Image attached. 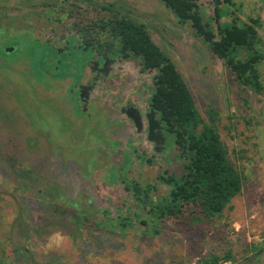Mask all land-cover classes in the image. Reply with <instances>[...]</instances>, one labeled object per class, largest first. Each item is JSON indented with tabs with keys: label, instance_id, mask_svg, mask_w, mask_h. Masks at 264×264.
Instances as JSON below:
<instances>
[{
	"label": "rangeland",
	"instance_id": "1",
	"mask_svg": "<svg viewBox=\"0 0 264 264\" xmlns=\"http://www.w3.org/2000/svg\"><path fill=\"white\" fill-rule=\"evenodd\" d=\"M34 1L0 0V264H197L228 251L231 261L221 264H264V94L244 88L190 23L181 24L158 0H96L116 3L147 25L185 79L200 114L208 122L209 107L218 110L221 138L246 177L222 216L200 224L164 222L155 234L151 225L136 220V210L141 219L150 214L127 186L131 181L155 185L151 200H160L171 186L158 176L181 175L185 159L178 157L175 146L157 153L144 136L125 137L116 111L108 106L113 102L97 91L91 94L94 120L89 124L67 118L64 101L78 100L73 90L65 92L67 85L55 93L39 84V94L26 85L34 81L26 61L31 57L28 62L38 77L42 53L31 54L25 40L9 38L52 35L51 25L43 27L44 20L27 10ZM221 1V22H231L234 11L239 24L256 20V47L263 53L257 67L264 82V0ZM197 2L215 29L214 1ZM4 5L16 8L1 10ZM63 24L57 31H66ZM248 54L242 50L237 57L246 59ZM76 55L67 69L82 74L84 62ZM124 69L130 91L141 79L140 66L131 61ZM142 97L146 103L149 94ZM103 105L106 111L98 114ZM125 217L132 219L127 227L120 221Z\"/></svg>",
	"mask_w": 264,
	"mask_h": 264
},
{
	"label": "trees",
	"instance_id": "2",
	"mask_svg": "<svg viewBox=\"0 0 264 264\" xmlns=\"http://www.w3.org/2000/svg\"><path fill=\"white\" fill-rule=\"evenodd\" d=\"M162 1L181 24L190 23L196 36L202 38L212 52L224 61L244 88L264 94V82L257 67L263 53L256 47V20H252V24H239L234 11L232 14L235 18L231 22H221L223 16L220 4L223 1L213 0L216 15V28L213 29L210 18L203 16L197 0ZM73 13L74 10L69 14ZM76 25L80 26L79 32L83 33V52L90 49L115 52L125 58L140 59L147 71L157 70L156 79L161 84L155 89L151 101L174 139L178 157L186 161L181 175L165 172L158 176V180L171 186L168 194L160 200H151L152 191H157L155 185L147 184L143 187L138 181H131L127 189L134 191L133 197L140 202V208L150 214L147 219H141L136 210V220L147 227L151 225L154 233L158 234L164 222L200 224L222 216L233 199L241 193L246 177L230 159L229 148L221 138L216 123L219 119L218 110L209 107L207 122L197 109L188 85L175 63L152 40L144 24L116 11L110 18H97L86 24L79 19ZM37 45V48L33 47ZM37 45H30L31 54L40 51V62L45 67L46 57L51 52L48 54L46 46L42 45V48ZM242 50L250 52L246 59L237 57ZM120 221L127 227L132 219L125 217ZM231 259L232 252L228 251L223 256H207L197 264H221Z\"/></svg>",
	"mask_w": 264,
	"mask_h": 264
},
{
	"label": "flooded vegetation",
	"instance_id": "3",
	"mask_svg": "<svg viewBox=\"0 0 264 264\" xmlns=\"http://www.w3.org/2000/svg\"><path fill=\"white\" fill-rule=\"evenodd\" d=\"M42 1L43 2H41L40 0H35L30 4V8H27V10H29L31 13L36 12V14L40 16L38 18V21L39 19L44 20L43 27H49L51 25L52 35L48 36V38L46 39H43V37L32 39L28 38L29 34H25V36L18 35V37H15L17 35L12 36V34L14 35L15 33H17L14 32L10 35L12 37L9 38V40L11 39V41L16 38L25 40L29 45L39 44V47H42V45L46 46L49 49L47 53L49 54L51 52V54L47 55L46 57L45 67L43 64H41V74H39L38 77H35L36 75L32 73L30 62H28L31 57L27 59L28 61L26 62L29 66L30 77L33 78L34 81H30V83L27 82L26 85L28 84L29 86H31L36 94H39V91L37 90V85L39 84L46 88H49L55 93L59 91V87L67 85V87L65 86L66 93H69L73 90L71 94L76 92L78 95V100H74L75 103L73 104H71L68 99L66 100V102L64 101L65 105L67 106V118H73L77 121L89 124L94 120L89 112L90 108L92 107L91 105L93 104V97L91 94L94 91H97L99 95L102 94L103 98L107 100L109 99V101L113 102L109 103L108 106L111 107L113 111H116L114 115L116 116V120H118V123L122 124V129L125 137H130V140H132L131 136L133 135H135L133 139H138L139 137L144 136L149 143L153 144L154 150L157 153H164L167 149H169V147L175 146L173 137L166 130L163 122L159 117V113L154 109L153 103L151 101L155 89L161 84L156 79L158 73L157 70L147 71L143 68L140 59L134 57L125 58L115 52L105 53L104 50L97 51L94 49H90L88 52H83L82 50L85 49L83 33L79 32L80 26L76 25V21L79 19L86 24L93 19L110 18L113 12L116 11L128 16L136 22H142L138 21L134 17L133 13L131 16V14L129 15V13L127 14L125 13V11L119 9L118 7H115L116 3L100 4L96 2V0ZM77 1L83 2V4L86 3L87 5L84 7L82 3H78ZM158 1L166 7L162 0ZM14 8H16V6H1V10L6 11L14 10ZM73 10L74 13L70 15L69 13ZM43 11H48V16H46L47 18H44L42 16L45 15ZM106 12H108V14ZM36 14L34 13V15ZM60 14L62 15L60 16ZM173 15L175 16L174 13ZM35 20L36 17L33 22H35ZM14 21L15 17L11 18L10 27L12 31H14V29H12ZM65 21L67 23L63 24ZM62 24L66 29V31L63 33L57 31L56 28V26H60ZM144 25L149 32L147 25ZM32 28L33 27H31L30 30ZM5 29L9 34L10 31H8L7 27H5ZM9 47L12 46L9 45ZM33 47L37 48L38 45ZM29 48L31 49V46H29ZM8 51L11 52L14 50L9 48ZM73 53H76L77 55L78 53L81 54L78 62H84V64L81 66V68H83V73L81 71L82 74H80L78 71L67 69V66L70 67L68 60H72ZM39 54H41L40 51ZM67 54H71V57L63 58V56H67ZM131 61L137 62L140 66V70H138V73L140 74L141 79L139 83L135 85L136 87L131 88V90L128 91V87L124 79L125 73H127L128 70L124 69V64ZM48 63L50 65H48ZM49 66H53V68H50ZM148 74H152V77L151 79L146 80L145 78ZM144 93L149 94V97L146 99V103H142V101H144L142 97ZM79 111L81 113H79ZM98 111V114H103L106 111V107L103 105ZM76 113L82 115L77 116ZM83 115L85 117H83ZM137 121L139 123V126L136 125ZM151 128H154L152 135L153 140L149 139Z\"/></svg>",
	"mask_w": 264,
	"mask_h": 264
},
{
	"label": "water",
	"instance_id": "4",
	"mask_svg": "<svg viewBox=\"0 0 264 264\" xmlns=\"http://www.w3.org/2000/svg\"><path fill=\"white\" fill-rule=\"evenodd\" d=\"M136 120H138V119H136ZM136 125L139 126L138 121H137ZM155 127H156V126H155ZM153 131H154V128H151L150 137H149L150 140H153V139H152Z\"/></svg>",
	"mask_w": 264,
	"mask_h": 264
}]
</instances>
